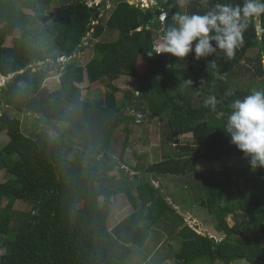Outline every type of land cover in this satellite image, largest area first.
<instances>
[{
  "label": "trees",
  "instance_id": "1",
  "mask_svg": "<svg viewBox=\"0 0 264 264\" xmlns=\"http://www.w3.org/2000/svg\"><path fill=\"white\" fill-rule=\"evenodd\" d=\"M52 1L0 0V41L20 33L12 47L0 45V75L7 79L0 86V135L4 132L8 138L0 145V171L8 174V180L0 183V250L5 251L0 264H129L132 247L139 242L133 234L140 229L148 236L159 221L170 219L159 188L145 180L136 189L138 199L130 197L134 211L112 227L109 216L114 198L128 191L106 175L109 165L105 160L86 166L80 161L85 158L82 152L109 150L114 130L133 118L125 111H133L136 93L144 85L150 86L146 115L165 125L162 160L143 168V174L152 180L185 178L186 193L208 208L224 234L216 241L190 232L174 253V262L264 264V170L252 171L246 163L209 171L205 179H198L196 172L201 161L240 157L248 162L223 129L235 100L264 89V14L260 15L263 31L258 34L253 18L233 58L221 51L201 60L188 55L183 60L186 72L170 56L159 69L153 7L141 10L130 0H112L115 6L103 20L101 7L88 6L85 0H59L61 6L50 18L41 10ZM194 2L195 9L189 14H204L216 3L242 5L244 0ZM158 7L172 18L182 14L176 0H158ZM26 9L33 14H26ZM42 24L45 27L39 31ZM106 30L116 32V39L99 42ZM35 35L41 36L37 46L31 42ZM46 46L49 57L43 51ZM89 47L93 56L85 66L75 59L57 64L60 57L71 58ZM253 50L254 60L247 57ZM212 60L215 66L208 65ZM39 62L44 64L38 66ZM54 71L59 86L50 91L44 83ZM122 77L135 79L137 89L115 87L113 83ZM85 80L105 82L101 99L83 98L78 84ZM188 80L191 88L183 86ZM208 96L218 101L215 111L205 105ZM8 111L30 113L40 116L46 126L65 128L58 129L55 138L44 130L29 137L22 132L20 119ZM186 134H191L193 144H181ZM16 202L28 203L33 212H14ZM34 214H38L37 221L29 226ZM230 215L232 226L226 222Z\"/></svg>",
  "mask_w": 264,
  "mask_h": 264
},
{
  "label": "rangeland",
  "instance_id": "2",
  "mask_svg": "<svg viewBox=\"0 0 264 264\" xmlns=\"http://www.w3.org/2000/svg\"><path fill=\"white\" fill-rule=\"evenodd\" d=\"M66 1V0H64ZM63 1V2H64ZM101 1L105 4V13L102 12L101 16L105 20L112 8H114L115 2L112 0H85L88 6L101 7ZM140 0H131L130 4L137 5ZM207 1V0H204ZM109 4H108V3ZM100 4V5H99ZM180 5V6H179ZM180 12L188 13L195 9L194 0H186L185 2L180 1L179 3ZM61 6L59 0H53L50 6H44L41 10V14L49 16L52 18ZM26 14H33L30 10H24ZM255 21H257L255 19ZM255 24H257L255 22ZM164 25H159V29H162ZM257 27L259 25H256ZM45 25H40L39 31L44 29ZM20 33H14L6 36L0 45L6 48L13 46V40L19 37ZM40 35H35L31 39L32 45L37 46L40 40ZM117 37V33L113 30H106L105 34L98 40L99 42H111ZM159 47V46H158ZM158 47L156 48L158 50ZM48 46L43 48L45 55L49 57L50 53H47ZM53 53H56L55 51ZM194 57L192 53L189 54ZM93 56L92 47L86 48L83 52L74 54L71 58L60 57L57 64H64L70 60H76L80 66H85ZM256 51H250L247 54L249 59H255ZM47 61H51L50 59ZM179 62L180 67H184V71L187 72L188 66L183 61ZM246 64V63H245ZM262 65L264 67V61L262 60ZM250 66V65H249ZM36 66H30L29 68H35ZM144 72L145 66H142ZM251 69L252 66H250ZM244 78H249V74L243 75ZM7 79L0 75V86H2ZM121 91L126 89L128 91H135L138 87V83L135 79L122 77L117 79L113 83ZM44 86L53 91L59 86V75L54 71L49 74L46 78ZM82 89L83 98L89 101H97L102 98L105 91V82L99 81L94 84H90L87 80L84 83L78 84ZM138 96V92L136 93ZM122 97L118 94V99ZM10 114V111H8ZM126 116L130 115L133 118H129L124 124H120L114 130L112 139L110 141L109 150H103L100 152L99 157H95L94 160L99 162L104 156V153L108 155L113 161L107 169L106 175L108 177H114L115 183L118 186H124L126 188L127 195L117 194L114 198V203L112 205L111 214L109 216V224L113 227L118 224L122 219L126 218L134 211L133 201L131 199H138L137 197V187L142 185L145 180L150 178V185L159 188L161 196L164 198L162 205L165 204L167 209L165 213L170 218L169 220L162 219L156 226L150 229L149 235H145L138 229L134 234V238L138 239V246L132 247L133 254L130 256L129 264H176L174 262V253L180 247L182 241L185 240V236H188L190 232H195L204 236H209L214 238L216 241H221L224 238L223 232H219L217 229V222L215 218L209 213L208 208L201 205L199 200H195L196 196L186 193V182L183 181L185 178H176L174 176H166L156 178L157 180H152V176H146L143 174L145 167L156 164L162 160L163 153V143L161 130L163 129L165 122L159 121L157 118H149L145 115L140 120L133 112L128 110L125 111ZM11 116L20 119L22 123V132L29 136L34 137L40 131H46L51 137L55 138L57 136V130H64L65 125H47L43 124L40 116H36L30 113H17L11 112ZM135 117L137 118L135 120ZM8 140L7 136L3 132L0 135V145L6 143ZM181 144L191 143V134H186L180 138ZM177 145L173 144L172 148ZM180 146V144L178 145ZM81 162L84 161L82 158ZM248 163L244 159L237 157L234 159H222L218 162H198L196 166V172L199 173L197 178L205 179L208 176L209 171H222L225 168H236L241 167ZM87 163H85V166ZM142 168V170H141ZM123 169L124 172L121 170ZM137 172V171H140ZM129 173V174H128ZM144 175V176H141ZM8 180V174L6 170L0 171V183H4ZM118 188V187H117ZM124 188V189H125ZM5 205V204H4ZM83 206V203L80 204ZM14 212H33L32 206L28 203L16 202L13 207ZM238 211L235 212L237 214ZM35 215V214H34ZM226 218V222L230 226L233 225L234 221L231 217ZM237 239V238H236ZM239 240V239H238ZM264 246V242L262 243ZM142 245V246H139ZM5 253L3 249L0 250V257ZM196 264H206V263H196ZM215 264H222L217 261ZM234 264H249L246 260L237 261Z\"/></svg>",
  "mask_w": 264,
  "mask_h": 264
},
{
  "label": "clouds",
  "instance_id": "3",
  "mask_svg": "<svg viewBox=\"0 0 264 264\" xmlns=\"http://www.w3.org/2000/svg\"><path fill=\"white\" fill-rule=\"evenodd\" d=\"M152 7L154 11L159 10L158 25L162 24L168 14L163 13L158 5ZM262 14L264 0H244L242 5L216 3L204 14H176L165 32L160 31L163 35L156 54H168L183 61L190 53L194 59L201 60L214 57L221 51L226 58H233L244 42V33L252 19ZM208 65L215 66V60ZM191 84V80L183 82L184 87L191 88ZM217 103L215 96H208L205 100V105L213 111ZM223 132L230 144L248 160L252 171L264 170V89L254 90L232 103Z\"/></svg>",
  "mask_w": 264,
  "mask_h": 264
},
{
  "label": "water",
  "instance_id": "4",
  "mask_svg": "<svg viewBox=\"0 0 264 264\" xmlns=\"http://www.w3.org/2000/svg\"><path fill=\"white\" fill-rule=\"evenodd\" d=\"M93 8H94V6H93ZM154 15H156L157 17H156V21L155 22H153L152 23V27H153V29L154 30H156V31H158V33H159V35H158V39L155 41L156 42V44L158 45V44H160V37L163 35L162 33H164L165 32V30H166V28L169 26V24L172 22V17L171 16H169V15H167V17H166V20H165V27H163V30L162 31H164V32H160V29H159V22H158V20H159V17H158V15H159V10L158 9H155V11H154ZM255 19L257 20V21H255L257 24L256 25H259L258 26V34L259 33H261L263 30L260 28V24H261V19H260V16H258V17H255ZM157 38V37H156ZM159 40V41H158ZM159 46V45H158ZM169 58V55L168 54H156V56H155V59L157 60V61H159V69H163L164 67H165V65H166V60ZM263 61H264V59H263ZM44 63L43 62H39L38 63V66H42ZM32 68H29V71H32L31 70ZM24 71H21L20 73H23ZM4 78V77H3ZM9 78H11V77H9ZM6 79V78H5ZM143 82H145L144 80H143ZM155 82V79L153 80V82L152 83H154ZM149 93H150V86L149 85H144L143 87H142V89H141V91H140V93H139V95H138V102H136L135 104H133V113L134 114H136V116L138 117V119L140 120L143 116H145L146 115V108H145V103L148 101V96H149ZM81 156H85V158H84V163H89V164H94L95 163V160H94V158L95 157H99V153H96L94 150H90L87 154H85L84 152H82L81 154H80ZM103 160H105L107 163H108V165H111L112 164V160H110V158L108 157V155H104V156H102L101 157ZM123 172H124V170L123 169H121ZM129 174V173H128ZM141 176H144V175H141ZM148 179H150L149 177H148ZM148 182L150 183V180H148ZM43 199H44V197H43ZM38 214H39V212H38ZM38 214H36V215H33L32 216V218L29 220V226L33 223V222H35V221H37V218H38Z\"/></svg>",
  "mask_w": 264,
  "mask_h": 264
},
{
  "label": "built area",
  "instance_id": "5",
  "mask_svg": "<svg viewBox=\"0 0 264 264\" xmlns=\"http://www.w3.org/2000/svg\"><path fill=\"white\" fill-rule=\"evenodd\" d=\"M157 5H158V0H140L136 6H138L140 9H148L149 7L157 6Z\"/></svg>",
  "mask_w": 264,
  "mask_h": 264
},
{
  "label": "crops",
  "instance_id": "6",
  "mask_svg": "<svg viewBox=\"0 0 264 264\" xmlns=\"http://www.w3.org/2000/svg\"><path fill=\"white\" fill-rule=\"evenodd\" d=\"M180 1L185 2L186 0H176L177 5H179ZM107 3H108V2H107ZM108 4H109V3H108ZM179 6H180V5H179ZM104 9H105V4L102 5V1H101V10H102L103 13H104V11H103ZM101 14H102V13H101ZM165 20H166V19H165ZM165 20H163V23H162L163 25H164ZM162 24H160V25H162ZM162 30H163V28L160 29V31H162ZM105 32H106V31H105ZM162 32H163V31H162ZM104 34H105V33H104ZM156 35H157L156 37H157V39H158V35H159V34L156 33ZM115 39H116V38H115ZM157 39H156V40H157ZM159 40H160V39H159ZM159 40H158V41H159ZM160 43H161V41H160ZM155 45H156V48H157L159 44L157 45L156 42H155ZM131 79H133V78H131ZM116 81H117V80H116ZM114 83H115V82H114ZM114 86H115V85H114ZM115 87H116V86H115ZM148 180H149V179H148Z\"/></svg>",
  "mask_w": 264,
  "mask_h": 264
},
{
  "label": "bare ground",
  "instance_id": "7",
  "mask_svg": "<svg viewBox=\"0 0 264 264\" xmlns=\"http://www.w3.org/2000/svg\"><path fill=\"white\" fill-rule=\"evenodd\" d=\"M100 5V4H99ZM97 7V6H96ZM163 25V24H162ZM163 27V26H162ZM142 89V88H141ZM87 154V153H86Z\"/></svg>",
  "mask_w": 264,
  "mask_h": 264
},
{
  "label": "flooded vegetation",
  "instance_id": "8",
  "mask_svg": "<svg viewBox=\"0 0 264 264\" xmlns=\"http://www.w3.org/2000/svg\"><path fill=\"white\" fill-rule=\"evenodd\" d=\"M135 104V103H134ZM133 112V111H132ZM139 120V119H138Z\"/></svg>",
  "mask_w": 264,
  "mask_h": 264
}]
</instances>
